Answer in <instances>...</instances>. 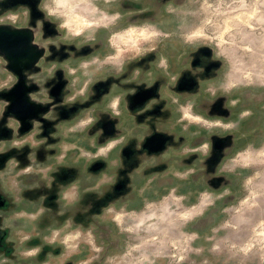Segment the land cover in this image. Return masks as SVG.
Masks as SVG:
<instances>
[{
  "label": "rangeland",
  "instance_id": "1",
  "mask_svg": "<svg viewBox=\"0 0 264 264\" xmlns=\"http://www.w3.org/2000/svg\"><path fill=\"white\" fill-rule=\"evenodd\" d=\"M49 18L57 20L55 41L88 52L55 63L69 76L66 101L73 96L79 110L86 108L61 122L52 154L41 145L35 157L25 143L44 139L41 129H16L3 93L11 81L0 79V264H264V0H0V25L53 24ZM166 46L186 65L198 61L195 74L212 69L204 91L215 98L205 103L223 97L219 92L248 89L260 116L247 122V106L232 119H209L189 109L193 95L175 119L190 137L180 191L171 192L176 183L156 193L149 178L138 186L147 191L140 198H113L107 180L117 173L105 158L119 141L103 124L121 118V93L114 88L105 103L93 104L87 89L125 72L126 81L148 84L134 78L135 65L149 64L160 50L152 64L165 71ZM5 64L0 55L8 76ZM110 109L120 114L109 117ZM214 136L237 147L209 150L205 141ZM195 138L201 143L193 145Z\"/></svg>",
  "mask_w": 264,
  "mask_h": 264
},
{
  "label": "flooded vegetation",
  "instance_id": "2",
  "mask_svg": "<svg viewBox=\"0 0 264 264\" xmlns=\"http://www.w3.org/2000/svg\"><path fill=\"white\" fill-rule=\"evenodd\" d=\"M27 3L30 2L27 1ZM49 20L53 24L45 21L39 23H16L13 21L0 25V29L6 28L10 31L29 30L32 34V44L37 47L40 54L37 61L29 69L24 68L23 64L20 63V73H22V78L26 85L25 96L30 102L40 106L36 114H30L25 120L28 123V129L31 126L34 129L40 128V136L44 137L39 143L33 144L31 141L25 143L30 147L27 148L28 151L30 150L33 154L39 146L42 147L44 145L51 146L50 149L46 148L45 152L48 151L52 154L58 147L57 143L61 135L59 125L62 121L67 122L75 119L81 113L80 111L83 107L81 106L79 110L77 106L78 99L72 100L73 96L69 98L70 101H66V95L70 92L68 85L69 76L61 66H56L55 63L62 60L76 61L79 56L83 57L88 52L79 55L75 50V46L62 44L59 40L55 41L58 35V28L55 23L57 20L54 18H49ZM0 36H4L3 33H0ZM163 52L166 58H164L165 71L158 69L161 67L157 68L156 64H152L159 59L160 50L155 52L157 59L151 60L149 64H145L147 62L145 61L144 63L136 64V67H128L137 68L138 74L135 73L134 78L152 80L148 84H136L135 79L126 81L127 76L131 77V72H125L124 75L117 79L109 76L93 81L87 89V102L93 104L95 102L105 103L108 93L114 88L121 93L116 99L118 107L121 106L122 111L120 112L123 119L121 120L118 115L117 120L108 119L103 124V130L107 134L112 133L113 137L117 136L119 141L108 149L109 153L107 152L105 158L108 171L111 173L116 171L117 173L116 176L113 175L107 180V182L114 183L112 189L113 198L124 197L127 200H135L136 197L140 198L147 191L139 192L138 186L149 178L152 180L151 187L157 191L156 193H161L168 186L175 185L181 179H186L184 177L185 173L182 174L180 168L182 169L186 166L185 164L190 163L191 152L188 149L183 150L184 145L188 144L190 137L185 130L175 126V119L180 114L184 115V112L181 113L182 104L192 98L193 95L195 96V101L189 109L209 119H232L236 111L247 106L252 110L247 115V122L252 124V121L257 120L260 116V113L256 111L259 106L247 98V95L252 91L248 89L219 92L217 94H223L224 96L215 101L213 100L210 104L205 103L202 100L204 97L211 96V98H215L211 93L207 92V94L204 91L206 90L207 82L213 77L210 74L212 69L207 70L204 68L202 73L198 72L199 74H195L193 69L201 68L198 61L197 65H186L178 55L174 58L173 51L169 46L164 47ZM203 52L205 53L206 51L203 50ZM51 63L53 65L48 66ZM47 66L49 68H46ZM19 76L21 77L11 67L8 69V76L6 72H3V69H0V79L8 77V81H11L7 89L3 91V93L7 94V96H4L7 99L5 106L8 118L13 124L17 125L16 129L18 131H25L23 128L24 122L8 108L11 102L16 101L18 98L17 91H14L12 96H9V93L19 80ZM219 91L222 90L220 89ZM232 96H238L236 101L230 98ZM87 102L85 103L86 105ZM62 103H68L69 105L63 107ZM107 111L111 113L109 117L115 115L113 112L120 114L119 109L117 111L112 109ZM8 130L10 129L8 128ZM229 133L232 135L228 137V141H233L235 135L232 132ZM219 136L206 139L205 146H207V149L221 151L227 148L234 150L237 147L234 143L222 144ZM201 141L202 139L195 138L193 139V145L199 144ZM33 145L35 146L34 150H32ZM21 148L22 145L17 146L16 150L20 151ZM192 150L197 151V148L193 147ZM34 156L36 157L35 154ZM42 158L44 160L46 158L44 153L39 157L40 160ZM27 161L29 162L28 159ZM94 167L96 169L102 167L101 162L95 161ZM176 186L171 188V192L174 194L180 191L179 183ZM77 191L78 187L76 185V194L79 196L81 193ZM77 195L72 201L76 200ZM180 195L182 198L185 197L182 193ZM128 204L132 205L133 203L130 202Z\"/></svg>",
  "mask_w": 264,
  "mask_h": 264
},
{
  "label": "water",
  "instance_id": "3",
  "mask_svg": "<svg viewBox=\"0 0 264 264\" xmlns=\"http://www.w3.org/2000/svg\"><path fill=\"white\" fill-rule=\"evenodd\" d=\"M0 33L4 35L0 36V55L6 61V68L10 69L11 67L21 75L12 88L13 90L9 93V96H12L13 92L17 91L18 98L16 101L11 102L8 108L24 122L23 128L27 130L29 127L28 123L25 122L26 118L30 114H36L40 106L30 102L25 96L26 85L22 73H20V63L23 64L24 68L29 69L37 61L40 54L37 47L32 44V34L29 30L10 31L2 28ZM4 95L7 96L6 93Z\"/></svg>",
  "mask_w": 264,
  "mask_h": 264
}]
</instances>
